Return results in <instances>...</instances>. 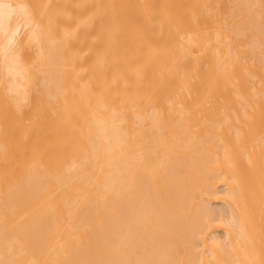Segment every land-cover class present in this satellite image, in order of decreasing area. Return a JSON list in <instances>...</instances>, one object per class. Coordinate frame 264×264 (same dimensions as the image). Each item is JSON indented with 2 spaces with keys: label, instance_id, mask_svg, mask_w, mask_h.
<instances>
[{
  "label": "bare ground",
  "instance_id": "bare-ground-1",
  "mask_svg": "<svg viewBox=\"0 0 264 264\" xmlns=\"http://www.w3.org/2000/svg\"><path fill=\"white\" fill-rule=\"evenodd\" d=\"M0 264H264V0H0Z\"/></svg>",
  "mask_w": 264,
  "mask_h": 264
}]
</instances>
